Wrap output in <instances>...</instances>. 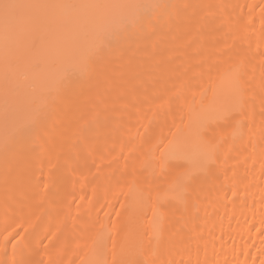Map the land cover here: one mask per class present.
<instances>
[{
	"label": "bare ground",
	"instance_id": "bare-ground-1",
	"mask_svg": "<svg viewBox=\"0 0 264 264\" xmlns=\"http://www.w3.org/2000/svg\"><path fill=\"white\" fill-rule=\"evenodd\" d=\"M0 264H264V0H0Z\"/></svg>",
	"mask_w": 264,
	"mask_h": 264
}]
</instances>
